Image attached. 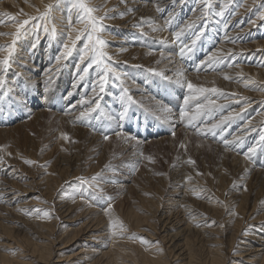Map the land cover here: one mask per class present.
<instances>
[{
	"label": "rangeland",
	"instance_id": "374dc122",
	"mask_svg": "<svg viewBox=\"0 0 264 264\" xmlns=\"http://www.w3.org/2000/svg\"><path fill=\"white\" fill-rule=\"evenodd\" d=\"M235 1L236 2H230V0L226 1L223 6L224 12L220 13L219 10L221 8V4L218 5L217 3H214L213 0H207V4H211L219 8L216 9L217 11L214 10V12L209 17L207 22L208 25L203 28L205 29L204 32L207 33L210 26H212L210 24L225 22V24H227L232 16L235 15V13L238 14V11L243 8L242 6L244 5L245 7L247 4L246 0ZM98 2L95 3L97 4ZM73 3L74 0H49L48 4L36 11L39 12L38 14L30 13L26 14V17L19 15V13L14 15L11 12H6V18L3 19L4 22H6V25H12L15 19H18L19 21H17L15 29L10 34H7L6 31L0 32V40L4 37L6 38L3 39L4 41L0 42L2 43L0 44V52H2L4 48H8V45L13 42V40L9 42L7 35L15 34L17 27L24 20H28L29 23L20 29L16 43L14 45L12 44V48L9 49V51H11V56L9 57L8 65L4 66L1 64L2 72L0 75L3 76L2 79L4 83L2 86H0V157H3L4 155L5 156L0 158V161H10L9 163H12V165L16 168L19 167V165L21 166V164L24 165L25 168L28 167L29 171L27 170V175L29 174L28 176L36 178L34 185L33 183L29 185H33L31 192L35 191L34 196L36 197L38 195V199L43 201L45 200V203L48 207H51V204L48 203L50 200L48 199V195L43 193L44 190L41 189L42 187H40L41 184L39 183V180L43 176H46L45 173L48 171V169L52 175H54V173L57 176L58 174L61 175V172H58L57 169H62V167H64V165H58V158L62 156V154H66L65 157L67 158L69 156L68 158L71 160L69 162V168L67 169L65 166L66 169L63 171L65 173V176L63 177L64 179H61L59 188L57 187L59 195H65V193H67L68 190L73 188L77 183L79 187L85 185L87 190H89L87 192H98V194H102L103 196H118L119 193L121 196H123L128 191L130 196L134 197H131V199L136 201L141 199L143 196L154 200V209H150L148 204H146L145 208H143L144 211L148 210L151 214L154 225L153 227L151 225H144L143 227L139 228V233H136V237L140 238L143 236L141 232L142 229L146 232L150 231V233L153 235V238H156L155 240L158 241L159 246L164 247L166 252H169V250L172 249L171 247L175 244L177 245V243H182L180 239L175 240L174 242L168 241L169 238L163 239V229H165L163 226L164 217H161L160 215L161 209L171 206L168 204L169 197L172 198L173 201H179L180 197L173 194V192L176 191L174 187L175 184L173 182L178 176H180L181 180L183 181L182 184H180L182 189L184 186H187L185 189H191L193 191L197 190L199 195L203 192L202 190H204L208 196L212 198L214 197L213 199L216 202V208L219 212L216 214L209 212L210 219L215 222L210 226L213 228V230L210 232H203L205 236H191V239L194 240V246L198 253L203 255L207 246L220 244L223 250L222 253L225 257L224 264H233L232 262L234 261L238 262L237 264H249V261H245V251L242 252L240 257L237 255L243 248L242 244H256V234H264L262 232L264 229V218L262 219L264 216V171H261L262 167L264 166H261V164H259L261 162H259L258 165L261 167H254L257 165V162L262 161L264 157L262 154H259L256 157L254 156L255 153L248 154L247 157H244L243 159L248 163L243 168H241L239 167V164L236 165L234 163L232 155L237 154V156L241 157V155H243V153H245L246 150L254 144L253 141L244 144L243 147H240V149L235 152H231L232 150L228 148V143L225 144V141L228 139V141H230L234 131L239 129L249 118L253 120V123H251L249 127L252 126V129L254 127L253 130H256V135L259 134L256 140L257 143L254 147H251V150H254V148L258 146L264 150V74L252 75L249 73L245 77L243 75L239 76V78L244 77L249 78L251 82L254 81L251 83L252 85L245 87V90L240 87L233 86L225 88L224 86H221L222 83H219L220 80L217 81V78H214L213 75V77L209 79L211 80L210 85L212 84L211 86L209 85L210 88L209 86L204 85L205 81L203 78L201 79V77H199L200 81L194 76H190L192 78L188 77L190 81L189 79L185 81L181 76L178 75L176 77H171L169 75L170 73H166V75H164V72H167L164 66L168 65L169 62H172L173 64L171 65L173 66L176 64V61H179L175 71L181 70L183 66L194 68L197 67L198 64L199 67L203 66L204 69V57L200 58L199 50L203 48L204 51L201 53H210L213 48H215V45L213 46V44H206L202 42L197 46L198 48L196 47L197 49H194L192 45L199 39H202V37H205L206 33L203 36L200 35L198 39L197 37H194L192 44L187 43L189 42L190 38L193 37V35L188 34L189 37L180 43V48L175 49L176 44L172 42L173 39L168 41V37L162 38L160 35L161 33L158 32V27L154 24L146 27L147 30H142L138 33L132 32V35L129 37L130 43L135 45L137 48H140V53L137 57V63L133 65L132 68H130V75L133 76V79L126 81V74L124 75L121 73V71H118L119 68L115 69L117 61L114 62L113 60H110V50L107 48V46H111L114 43L113 37L117 35L115 33V30L117 29L116 25L107 23L104 21V19L99 21V23L102 25V31L95 33L94 35L105 41L104 46L100 48V50L103 51L105 55L102 58L103 62L101 64H97L94 62L96 53L92 50V42L88 40V32L90 31V28L87 27V21L82 19V14H79L77 18H81L80 20H82V25L73 39L75 40V44L72 43V40L68 46L71 48V53L66 55L69 60L63 63L65 67H63V71L60 73L63 75L62 78L65 79L66 85H64V88L59 90L58 94L55 93L54 96H50L42 100V93H31L28 90L29 83H25L26 78L23 74L24 70H21V72L15 78V84L7 81L8 76L6 74L9 73V71L13 72L14 69L12 65H21L15 60L19 59L18 61L22 62L23 58L21 54H23V51L28 50L26 49L27 47H25L28 45V43H25V41H27L30 36L33 37L36 42L35 45H33V51L36 47L42 48V51L46 49V47L43 46V41L47 39V36H49L50 39L57 41L54 50L50 49V47L48 48V55L54 56L56 52L59 51V44H62L61 36L65 34L64 32L58 31V27H64L61 25L63 18L64 20L66 19V13L69 12V10L72 11L70 12L72 13V17L73 14L75 16L78 14V12L81 13L78 8L73 7ZM87 3L90 7H93L90 0H87ZM49 4L53 5V8L47 16H43L46 11V6ZM111 6L115 7L114 5ZM175 6L176 4L173 7ZM189 7V11L186 13L187 15L190 10H194V6L191 5ZM263 9L264 0L258 1L257 4L255 2V5H252L249 12L242 16L243 19L241 21L240 27L246 26L248 22L254 19L255 16H257ZM110 11L112 10L106 9L101 15L98 14V12H95L94 15L97 17L106 16V18H108L110 17ZM165 16L166 14L163 12L162 19H164ZM216 16H219L220 18H216ZM260 16L262 17H259L260 19L256 18L254 24L251 25L253 27L250 29V32H253L252 35L255 37H249L242 42V44L245 46L242 48L244 51L243 54L246 55V58L248 59L251 52L254 50H245H251V48L254 47L252 43L255 40L252 39L257 40L258 38L260 39L264 36H262L264 27L261 29V27L264 26V12ZM33 17L35 19H31ZM57 17H61L60 19L62 20L57 19ZM211 19H214L216 23L211 22ZM108 20L111 21L112 19ZM54 23L58 25V29L55 27ZM54 27L56 34L53 37L52 29ZM176 28L177 27H175V29ZM45 29H47V31H45ZM195 29L196 30L194 34L197 33L201 27L198 25L195 27ZM147 31L150 32L146 34L145 32ZM219 32L220 31L218 30V36H220ZM257 33L258 35H256ZM78 34L80 35V39L76 40V36ZM43 37H45V39ZM84 42L85 45L88 44L87 48L91 49L87 55L89 57H85L86 61L83 64L84 67L86 64L88 65L86 73L95 69L96 73H99V77L101 79L102 77L104 78L102 81L105 85L111 84L113 88L116 85L117 88L115 87L114 90L122 93V101L126 98L124 96H126L128 92L131 91L130 88L132 85L129 84L141 86L142 83L145 82L143 87L149 93L145 92L144 90V94H150L148 98H150L151 101L150 99H142L138 97L135 101H126L123 106L121 105V107H118L115 104L117 99L113 97L112 94L107 92L98 106L93 108V111L88 112L86 117H81V124H75V126L72 127L65 120L63 121L62 117L60 116L63 108L76 99V97H66L65 94L67 90H69L72 83L73 75H71V73L73 72V66L76 65L77 59L80 58V56H82L84 53ZM80 45H83L84 48L82 47L81 50H78ZM30 50L32 51V49ZM9 51L6 55L0 57V60H3L5 56H8ZM53 56H51L52 59H50V62H53ZM28 62L30 64L34 63L33 60H27L25 64ZM245 62L247 61L244 60L243 62H238L237 64L238 66L248 64H245ZM248 62H250V66H264V59L259 54H256L255 58L253 59L252 57V59ZM105 65H107L108 68H111L112 71H106ZM67 66H72V68L70 67L71 69H68L67 71ZM197 70V73H202L200 68ZM115 71H117L120 75L122 74L121 76L124 77L123 81L117 78L118 75L114 73ZM213 72L215 73V71L210 72L207 70L205 74H213ZM262 72L264 73V71ZM14 73H16V71ZM177 79H181L183 84H177ZM132 80L133 83H130ZM188 82H191L196 88H215L219 91L198 93L194 90H190L187 87ZM20 84L22 85L20 86ZM202 84L205 87H203ZM88 92L89 90L84 92V99L88 95ZM210 93L218 96V102H213V98L207 99ZM77 95L80 96L79 91L77 92L76 96ZM65 97L66 99H64ZM185 97H189L187 104H185ZM34 99L38 100V102L40 100V102L45 104V106L41 105V114L31 119L32 117L30 118V116L33 115L32 110ZM121 100L118 101L121 102ZM244 102H248V104H250V106L252 105V107L244 109L243 112L233 113L234 110L232 109H236ZM181 108H183L186 113L184 118H181L180 116ZM244 111H246L245 114ZM227 113H229V115H227ZM99 115L102 116L101 125L98 127L97 131L92 130V136L102 133L104 137L105 135H108V139H103L102 145L97 147L96 144H92L90 142L89 138H87L89 137L87 130H83L84 128L82 127L85 125L94 124L93 119ZM258 118L259 121L256 122ZM117 119L118 121L116 122ZM20 122L22 123L20 127H14L18 125V123L21 124ZM213 125L217 126L213 127ZM132 130L135 131L132 132ZM81 132H84V134L82 135ZM117 133L119 135H117ZM129 134H131L132 137ZM256 137L257 136H254V138ZM55 141L60 143L59 146L55 145ZM92 145L93 147H91ZM94 146L99 148V152H102L103 154L102 163L93 172L91 171L86 173L85 168L88 165L87 153H89V151L92 150ZM106 149L109 151H106ZM55 160H57V162ZM25 161H33L34 163L28 164L25 163ZM233 163L236 166H234ZM236 163H238V161ZM76 166L79 169L78 171H76ZM258 168L260 169L258 170ZM102 173L105 174L102 175ZM87 174H89L87 177L93 178L92 180L98 179L102 180L103 182L116 181L117 187H113L111 190L96 189L95 191V188H93L94 186H91L90 184L93 181L86 178ZM194 183H196V186ZM258 183L263 184L259 185ZM119 185L120 188H118ZM125 185L126 187L130 185L131 188H126ZM260 186H263L261 188L262 191L260 190L257 195L255 192L258 190V188H260ZM117 188L118 191H116ZM243 189L245 192L244 197L239 195L242 194L241 191L243 192ZM18 190L20 191V195H24L25 198L27 197L26 199L30 198L29 194L25 195L23 193V189ZM169 192L172 193L173 196H171ZM231 192L239 193L238 197L240 196V199L232 198L234 199L232 200L231 198H228V196L232 194ZM120 195L119 203L121 204L122 202H125L123 201L125 198H122ZM242 197H247L245 202L246 204L244 205H241ZM185 198L183 202L185 205H189L190 210L199 209L201 210V213L207 214L205 205L200 204L199 199H196L195 201L189 196H185ZM239 201L240 203H238ZM192 202L193 204L191 205L190 203ZM196 202L199 203H197L199 207H193L197 206ZM239 204L240 206L245 207V213L241 227L235 231L233 230L234 214L237 212L238 214L243 213L244 211L243 208L242 210L240 209ZM229 209L232 212H235L233 216H231L229 219H226L225 217ZM51 212L53 216H57V212L54 209H51ZM58 217L59 219L56 227L62 228L64 225H66L65 218H61L60 216ZM0 221L3 223L5 222V220L2 218H0ZM83 221L84 220L80 218L74 221V223H71V226H68L71 228L70 231H79ZM19 222L21 223L19 220L16 221V223ZM22 224L23 225L20 224V226L25 227L23 222ZM31 231L33 232L32 229H30L29 232ZM13 232L16 233L17 231L13 229ZM173 232H175V230L171 231L170 233ZM252 233H254L255 236L251 239L253 236L251 235ZM8 234V232H3V234L0 235V242L9 241V239H7ZM33 235L35 236L34 233ZM216 238H218V241H215ZM18 239L20 240L18 241L20 247L27 245L25 238L18 236ZM170 243H173V245ZM66 246L68 245L66 244ZM2 248L3 246H0L1 251H3ZM62 250H66V252H68L69 249ZM173 251L174 250L171 252ZM57 252L58 251H54L49 263H53L57 259Z\"/></svg>",
	"mask_w": 264,
	"mask_h": 264
},
{
	"label": "bare ground",
	"instance_id": "6f19581e",
	"mask_svg": "<svg viewBox=\"0 0 264 264\" xmlns=\"http://www.w3.org/2000/svg\"><path fill=\"white\" fill-rule=\"evenodd\" d=\"M226 1L228 0H220V1L213 0L214 3H217L218 5L221 4V8L219 10L220 13L224 12L223 6ZM258 1L261 0H246L247 3L246 6L244 7L243 5L242 6L243 8H241L238 11L239 13L238 14L235 13V15L232 16V18L229 20L227 24H225L226 22L210 24L212 26H210L209 30L206 33L204 32L205 29L203 28H205V26L208 25L207 22L209 17L214 12V10L218 9L219 7L217 8L216 6L211 4H208V6L205 7V3L203 0H90L92 6L99 9L97 12L100 15L104 13V10L106 9L112 10L109 12L110 17L105 18L104 21L116 25L117 29L115 30V33L117 35L113 37L114 43L111 46H107V48L110 50L109 52L110 60H113L114 62L117 61L116 65L114 64L115 69L119 68L118 71H121V73L124 75L126 74L127 77V78L125 77L126 81H130L131 79H133V76L130 75V68H132V66L137 63V57L140 53V48H137L135 45H132L129 41V37L132 35V32L138 33L139 31L147 30L146 27L155 24L158 27L159 29L158 32L161 33L160 35L162 38L168 37V41L170 39L171 40L173 39L172 42L176 44L175 49L180 48L181 45L180 43L189 37L188 34L193 35V37L190 38L189 42H187L188 44L189 43L192 44L194 37H197L198 39L200 35L203 36L206 33L205 37H202V39H199L197 42H195L192 45L194 49H197L198 48L197 46L202 42L206 44L209 43L213 44V46L215 45V48H213V50L210 53H201L204 51L203 48L199 50L200 58L204 57L203 58L204 59L203 62H205L204 69L203 66L199 67L198 64V66L194 68L183 66L181 70L175 71L177 65L179 64V61L178 62L176 61V64H174L173 66L171 65L173 63L169 62L170 63V64L168 63L169 66L168 65L164 66L165 69L167 70V72H164V75H166V73H170L169 75L171 77L174 76L176 77L177 73L180 72L181 73L180 76L185 81H187L189 79L188 77L190 76H194L198 79L199 77H201V79L203 78V80L205 81L204 84L205 86L210 85L211 80L209 79H211V77L214 76V78L215 77L217 78V81L220 80L219 83L220 84L222 83L221 86H224L225 88H228L229 86H233V87H240L242 89L245 88V84L252 85L251 83H249V81H251L249 78H244L246 75H248L249 73H251L252 75L264 74L262 72L264 71V66L263 67H260L258 65H256L258 67L250 66V62H248L252 59V57L254 59L256 54H259L264 59V36H263L264 29L262 33L263 36L262 38L260 39L258 38L257 40L252 39L255 40L252 43L254 47L251 48V50L249 49L245 50V51L254 50L253 52H251L249 59L246 58V55L243 54L244 51L242 50V48L245 47L242 44V42L248 39L249 37H255L252 35L253 32H250L251 27H253L251 25L254 24L256 18L260 19L259 17H262L260 15H262L264 9L257 16H255L254 19L249 21L246 26L240 27L241 21L243 19L242 16L245 15V13H248L252 5L254 6L255 2L257 4ZM95 2L98 3L96 4ZM230 2H236V1L230 0ZM48 3L49 0H0V32L6 31L7 34H10L15 29L17 21H19L18 19H15L14 21L12 20L13 21L12 25H6V22H4L3 20L4 18H6L5 17L6 12L7 13L11 12L14 15H17L19 13V15L26 17V14H30V13L38 14L39 12L36 11L41 9L44 5ZM175 4L176 6L173 7ZM111 5H114L115 7ZM191 5L194 6V10L193 11L190 10V12L187 15L186 13L189 11L190 8L189 6ZM70 12L72 11L69 10V12L66 13L65 20L63 18L64 23L61 22L62 23L61 25H63L64 27L62 28L58 27L59 28L58 29L57 28L58 25L54 23L58 31L65 33L63 34V36H61L62 44L61 45L59 44L60 47L59 51L56 52L54 56L48 55L47 53L48 48L50 47V49L54 50L57 44V41L50 39L49 36H47V39L43 41V46L46 47L45 50L42 51V48L36 47L37 50L35 48L33 51V45H35L36 42L35 39H33V37L30 36L31 38L29 37L28 40L25 41V43H28V45L25 46L27 47L26 49L28 50L23 51V54H21L23 58L22 62L18 61L19 59L15 60L21 65L19 66L12 65L14 69L13 72L9 71V73L6 74L8 76L7 81L11 82L12 84H15V78L18 76L21 70H24L23 74L26 78L25 83H29L28 90L34 94L38 92L42 93L43 95L42 100L44 98L54 96L55 93L58 94L59 90L64 88V85H66L65 79L62 78L63 75L60 73L61 71H63V67H65L63 63L69 60L68 57L64 54L66 51L65 45L69 46V44L74 39L76 33L78 32L79 28L82 25V20H80L81 18L79 19L77 18L78 15L81 13L78 12V14H76L75 16L73 14L72 17V13ZM163 12L166 14L164 19H162ZM60 18L57 17V19ZM216 18H220V17L216 16ZM108 19H112V20L110 21ZM211 22L216 23L214 19H211ZM198 25L201 27V29L194 34L196 30L195 27ZM175 27L177 28L175 29ZM263 27L264 26H262L261 29ZM218 30L220 31L219 32L220 36H218ZM149 32L150 31H147L145 33L147 34ZM177 33H180L178 37L176 35ZM256 35H258V33ZM13 37L14 34L7 35L9 42L13 40ZM45 37L43 38L45 39ZM4 38H2L0 42L4 41L3 40ZM9 45H12V43ZM9 45L8 48L3 47L4 49L2 50V52H0V57L8 53ZM82 47L83 45H80L78 47V50H81ZM30 49H32V51ZM40 50H41V54H40ZM83 51H84L83 55L77 59L76 65L73 66V72L71 73V75H73L72 83L70 85L69 90H67L65 94L66 97L69 98L76 97V99L70 102L69 104H67V106L63 108V111L60 114L63 121L65 120L72 127H74L75 124L76 125L81 124L82 123L81 113L88 112L89 109H93L96 106H98V104L100 103L102 98H104V95H106L107 92L112 94V96L117 99L115 104L118 107H121V105L123 106L126 103V101L133 102L138 97L142 99H150L148 98L150 94L149 95L144 94L145 88L143 86L145 82H143L141 86L129 84L132 85V87L130 88L131 91L128 92L127 95L125 94L126 96L124 97L126 98L122 101L121 100L123 98L122 93L114 90L116 85L114 86V88L111 84L105 85L102 79L99 77L98 75L99 73H96L95 69L92 70L91 72L86 73L88 65L86 64L84 67L83 64L86 61L85 57L87 58L89 57L87 55L88 52L91 51V49L85 47ZM51 56H53V62H50V59H52ZM210 57L223 58V63L218 65L213 64L210 60ZM27 60H33L34 61V63H32L33 65L30 64L29 62L25 64ZM244 60L247 61L245 62V64L246 63L248 64L243 66L241 65L238 66L237 63L243 62ZM70 67L72 68V66H67V71L68 69H71ZM199 68L201 69L200 71L202 73H197L198 72L197 69ZM207 70H209L210 72L215 71V73L213 72V74L212 73L205 74ZM15 71L16 73H14ZM1 72L2 71L0 64V73ZM114 73L118 75V76L116 75L118 79H121V81H123L124 77L121 76L122 74L120 75L117 71H115ZM241 75H243L244 77L239 78V76ZM225 76L230 77V79H225ZM2 77L3 76L0 75V79H2ZM130 83H133V80ZM21 85L22 84H20V86ZM104 85L105 87L103 88ZM204 85L203 87H205ZM86 90L87 91L89 90V92L84 99L85 96L84 92ZM78 91L80 96L78 95L76 96ZM145 92L149 93L146 90ZM66 97L64 99H66ZM208 98H213V102H218V96H215L214 94L210 93L207 99ZM118 100H121V102ZM41 105L45 106V104H42L40 100L38 102V100L34 99L33 110H32L33 115L30 116V118L32 117L31 119L41 114L42 112L40 108ZM249 106L250 104H248V102L247 103L244 102L242 105L232 110H234L233 113L243 112L244 109L252 107V105L250 107ZM245 112L246 111H244V114ZM227 115H229V113H227ZM101 117L102 116L99 115L98 117L93 119L94 124L85 125L84 127H82L84 128L83 130H87L88 132L89 137L87 138H89L92 144H96L97 147H100L102 145L103 143L102 140L104 139V135L102 133L101 134L98 133V135L92 136L93 135L92 130L95 131L98 130V127L101 125ZM117 121L118 119L116 120V122ZM252 121H253L252 119L248 118L239 129L234 131L230 141H228L229 139L227 140L228 148L232 150L231 152L238 151L240 147H243V145L248 142L250 143L253 141L254 143L252 145L253 147L256 145L257 143L256 140L259 134L256 135V130H253L254 127L253 129L251 128L252 126L249 127L251 123H253ZM257 121H259V118L256 120V122ZM21 125L22 123L21 124L18 123V125L14 127H20ZM134 131L135 130H132V132ZM81 133L82 135L84 134V132ZM129 135L132 137L131 134ZM254 136L257 137L254 138ZM59 144L60 143L58 141H55V145L59 146ZM252 146H250L249 149H247L246 152L243 153V155H241V157L237 156V154L232 153L233 161L236 165L239 164V167L243 168L248 163L243 160L244 157H247L248 154L255 153L254 154L255 157L259 154L260 155L262 154L264 157L263 148L258 146L254 148V150L253 149L251 150ZM91 147H93V145ZM97 147L94 146V148L90 150L89 153H87L88 165L85 168L86 173L91 171L93 172L102 163L103 154L102 152L101 153L99 152L100 150ZM106 151L109 150L106 149ZM65 155L62 154V156L58 158V165L59 166L64 165L62 169L59 168L57 169L58 172H61V175L58 174L57 176L55 173L54 175H52V173L48 169V171H46L45 173L46 176H43L39 180V183L41 184L40 187H42L41 189L44 190L43 193L48 195V199L50 200L48 203L51 204V207H48L46 205L45 200L43 201L38 199V195L35 197L34 196L35 191L31 192L32 186L34 185V181L36 178L28 176L29 174L27 175V170L29 171L28 167L25 168V166L21 164V166L19 165V167L16 168L12 165V163H9L10 161L9 162L6 160L3 162L0 161V218L5 220L4 223L0 221V235H2L3 232L9 233L7 236V239H9V241L0 242V246H3L2 248L3 251L0 250V264H224L225 257L222 253L223 250L220 244L219 245L214 244V246H207L205 249V253H203L202 255L198 253V251L194 246V240L191 239L192 235L205 236L203 232H210L211 230H213V228L210 226L215 222H213L212 219H210L209 212H211L212 214L219 213L216 208V202L213 199L214 197L212 198L208 196L204 192V190H202L203 192L199 195L197 190L193 191L191 189H185L187 186L186 187L184 186V188L182 189L180 187V184H182L183 181L181 180L180 176H178L174 180L173 183L175 184L174 187L176 191L173 190L174 191L173 194H175V196L180 197V199L179 201L176 200L173 201V199L169 197L168 204H170L171 206H167L161 209L160 215L161 217L162 216L164 217L163 226L165 227V229H163L164 234L162 235V237L163 239L169 238L168 241H173V242L175 240L180 239L182 243L181 244L177 243V245L175 244L174 246L171 247L172 249L169 250V252H166L164 247L159 246L158 241L155 240L156 238H153V235L152 233H150V231L146 232L142 229L141 232L143 236L140 238L136 237V233H139L138 231L139 228L143 227L144 225H151L152 227L154 225V223L152 222V216L149 213V211L145 210L147 211L145 212L143 209L145 208L146 204H148V207L150 209H154L155 207L154 200L143 196L141 197V199L139 200L137 199L138 201H136L134 199H131L132 196H130L129 192L127 191L123 196H121L119 193V195L122 198H125V200H123L125 202H122L120 204L119 195L103 196L102 194H98V192L97 193L87 192L89 190H87V187L85 185L79 187L77 183L73 188L69 189L68 192L65 193V195H59L57 191V187L59 188V183L61 179L62 180L64 179L63 177L65 176V173L63 171H65L66 168L67 169L69 168L70 166L69 162L71 160L68 158L69 156L66 158ZM55 161L57 162V160ZM237 161L238 163H236ZM258 163L261 164V166H264V159L262 161H258L257 165L254 167H261L260 165H258ZM235 164L234 166H236ZM76 168H77L76 171H78L79 169L77 166ZM263 168L264 167H262L261 171H264ZM259 169L260 168H258V170ZM103 174L105 173H102V175ZM88 175L89 174L86 175V178L93 181L90 184L91 186H94L93 188H95L94 189L95 191L96 189L111 190L113 187H117L116 181L103 182L102 180H98V179L92 180L93 178L87 177ZM31 183H33V185L29 186ZM194 184L196 186V183ZM258 184L261 185L263 183H258ZM120 185L118 186V188H120ZM262 187L263 186H260V188H258L257 191L255 190L256 191L255 193L257 195ZM118 188L117 190L116 189L115 190L118 191ZM126 188L130 189L131 186L129 185ZM18 189H23V193L25 195L29 194L30 198L26 199L27 197L25 198L24 195H20L19 194L20 191ZM241 193L242 194L233 192L228 196V198L240 199V196L244 197L245 195L244 189L243 192L241 191ZM173 194L170 193L171 196H173ZM238 194L240 195L239 197ZM185 196L192 197L195 201L196 199L197 200L199 199L200 204L205 205L207 214L201 213V210L197 208H196L197 210L195 209L190 210L189 205H185L183 202ZM243 197L241 198L242 200L241 205L246 204L245 202L247 197L246 198ZM185 200L187 201L186 198ZM198 202H196V204ZM238 203H240V201ZM190 204L192 205L193 202ZM198 204L197 206H193V207H199ZM242 208L244 209V211L243 213H239V214L238 212L234 214L235 211L232 212L229 209L225 217L226 219H229L234 214L233 230L235 231L242 225L243 216L245 213V207L240 206L241 210ZM51 209H54L57 212V216H53ZM45 212L48 213L47 216L44 215ZM58 216H60L61 218H65L66 225L63 224L64 226L62 228L56 227L59 219ZM80 218L84 220L81 223L80 226L81 228L79 229V231L77 230L71 232L70 231L71 228L68 226H71V223H74V221ZM263 218L264 216L262 217V219ZM18 220L21 221V223L19 222L21 225H23L22 224L23 222L25 224V227L20 226L19 223H16V221ZM13 229H15L17 232L14 233ZM30 229H32L33 232L32 231L29 232ZM174 230L175 232L170 233L171 231ZM262 232L264 233V229L262 230ZM33 233L35 234V236L33 235ZM251 235H253L251 239L254 238L255 234L252 233ZM18 236H22L23 238H25L27 241V245L20 247L18 244V241H20L18 239ZM256 236H257V240H255L256 244H251V243L249 244L245 243V245L242 244L243 248L241 251H239L240 253L237 256L240 257L242 252L245 251L246 252V254H244L246 255L245 261L246 260L249 261L248 262L249 264H264V234L262 235L256 234ZM215 241H218V238H216ZM66 244L68 246H66ZM170 244L173 245V243ZM62 249H69V250L68 252H66V250L63 251ZM172 250L174 251L171 252ZM54 251H58L56 254L57 259L53 263H49L51 261L52 254L54 253ZM232 263L237 264L238 262L234 261Z\"/></svg>",
	"mask_w": 264,
	"mask_h": 264
},
{
	"label": "snow or ice",
	"instance_id": "6c2138e0",
	"mask_svg": "<svg viewBox=\"0 0 264 264\" xmlns=\"http://www.w3.org/2000/svg\"><path fill=\"white\" fill-rule=\"evenodd\" d=\"M204 3H205V7L208 6L207 4V0H204ZM227 6V5H226ZM73 7H76L78 8L80 11H81V14H82V19L86 20L87 21V27L90 28V31L88 32V40L90 42H92V50L96 53L95 57H94V62L97 63V64H101L103 62L102 58L103 56L105 55V53L103 51L100 50V48H102L105 44V41L102 40V39H99L98 37H96L94 34L95 33H99L102 31V25L99 23V21L103 20L106 18V16H100V17H97L96 15H94L95 12H97L99 9L98 8H95V7H90L87 3V0H74V3H73ZM53 8V5L49 4L46 6V11L45 13L43 14V16H47L51 10ZM31 19H35L34 17L31 18ZM29 21L28 20H24L23 22H21L19 24V26L17 27V31L16 33L14 34V38H13V42L12 44L14 45L16 43V39L18 38L19 36V32H20V29L24 27V25L28 24ZM155 30V29H154ZM45 31H47V29H45ZM56 34V30L55 28L52 29V35L53 37L55 36ZM177 37L180 35V33H177L176 34ZM80 39V35L78 34L76 36V40H79ZM73 44H75V40L72 41ZM85 47L87 48L88 45H85ZM12 48V45H9V49ZM65 55H69L71 53V48H69L67 45H65ZM11 56V51H9V55L8 56H5L3 58V60H0V64L4 65V66H7L8 63H9V57ZM210 60L213 64H221L223 63V58H215V57H210ZM105 68L107 71H112L111 68H108L107 65H105ZM178 76L181 75L180 72L177 73ZM104 78L102 77V80ZM225 79H230V77L228 76H225ZM4 83L3 79H0V86H2ZM177 84H183V81L181 79H177L176 81ZM249 83H252L251 81H249ZM248 85L245 84V87H247ZM187 87L190 89V90H194L198 93H203V92H207V91H212V92H217L219 91L218 89H205V88H196L191 82H188L187 84ZM188 99L189 97H185V104H187L188 102ZM94 109H89L88 112H91L93 111ZM88 112H82L81 113V117H86L88 115ZM180 116L181 118H184L186 116V113L184 111L183 108H181V111H180ZM217 125H213V127H216ZM117 135H119L117 133ZM67 138V137H65ZM105 140L108 139V136L105 135L104 137ZM228 141H225V144H227ZM25 163H28V164H32L34 163L33 161H25ZM39 211V210H37ZM44 215H48V213H44Z\"/></svg>",
	"mask_w": 264,
	"mask_h": 264
}]
</instances>
